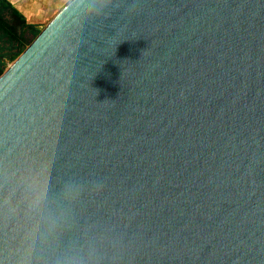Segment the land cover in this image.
I'll return each mask as SVG.
<instances>
[{"label": "water", "instance_id": "water-1", "mask_svg": "<svg viewBox=\"0 0 264 264\" xmlns=\"http://www.w3.org/2000/svg\"><path fill=\"white\" fill-rule=\"evenodd\" d=\"M0 264H264V0H70L0 74Z\"/></svg>", "mask_w": 264, "mask_h": 264}, {"label": "trees", "instance_id": "trees-1", "mask_svg": "<svg viewBox=\"0 0 264 264\" xmlns=\"http://www.w3.org/2000/svg\"><path fill=\"white\" fill-rule=\"evenodd\" d=\"M39 28L26 20L7 0H0V74L8 62L14 61L33 40ZM6 44V46L4 45Z\"/></svg>", "mask_w": 264, "mask_h": 264}, {"label": "crops", "instance_id": "crops-1", "mask_svg": "<svg viewBox=\"0 0 264 264\" xmlns=\"http://www.w3.org/2000/svg\"><path fill=\"white\" fill-rule=\"evenodd\" d=\"M29 22L43 27L70 0H7Z\"/></svg>", "mask_w": 264, "mask_h": 264}, {"label": "rangeland", "instance_id": "rangeland-1", "mask_svg": "<svg viewBox=\"0 0 264 264\" xmlns=\"http://www.w3.org/2000/svg\"><path fill=\"white\" fill-rule=\"evenodd\" d=\"M43 27H44V26H43ZM43 27H39V30H41ZM30 38L34 39L35 36H34L33 34H30ZM4 45L6 46V44H4ZM0 52H4V51L0 49ZM9 63H11V61L7 63L6 68L8 67ZM6 68H5V69H6Z\"/></svg>", "mask_w": 264, "mask_h": 264}]
</instances>
